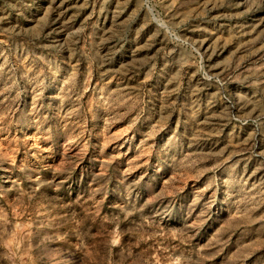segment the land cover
Wrapping results in <instances>:
<instances>
[{"label": "rangeland", "instance_id": "obj_1", "mask_svg": "<svg viewBox=\"0 0 264 264\" xmlns=\"http://www.w3.org/2000/svg\"><path fill=\"white\" fill-rule=\"evenodd\" d=\"M0 264H264V0H0Z\"/></svg>", "mask_w": 264, "mask_h": 264}]
</instances>
